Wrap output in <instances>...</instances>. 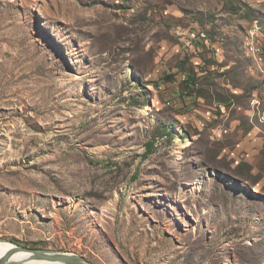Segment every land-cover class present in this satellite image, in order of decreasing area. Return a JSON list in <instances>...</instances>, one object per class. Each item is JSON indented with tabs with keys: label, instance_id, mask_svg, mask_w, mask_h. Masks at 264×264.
I'll return each instance as SVG.
<instances>
[{
	"label": "rangeland",
	"instance_id": "1",
	"mask_svg": "<svg viewBox=\"0 0 264 264\" xmlns=\"http://www.w3.org/2000/svg\"><path fill=\"white\" fill-rule=\"evenodd\" d=\"M0 239L264 264V0H0Z\"/></svg>",
	"mask_w": 264,
	"mask_h": 264
},
{
	"label": "water",
	"instance_id": "2",
	"mask_svg": "<svg viewBox=\"0 0 264 264\" xmlns=\"http://www.w3.org/2000/svg\"><path fill=\"white\" fill-rule=\"evenodd\" d=\"M0 242L3 240L0 239ZM7 243V242H4ZM13 245V248L8 251L6 256L0 261V264H27L33 261H45L51 264H92L84 257L64 251H50L41 249H31L18 245L14 242H8ZM22 253L28 255L27 261L25 262H15L12 257L17 254Z\"/></svg>",
	"mask_w": 264,
	"mask_h": 264
},
{
	"label": "bare ground",
	"instance_id": "3",
	"mask_svg": "<svg viewBox=\"0 0 264 264\" xmlns=\"http://www.w3.org/2000/svg\"><path fill=\"white\" fill-rule=\"evenodd\" d=\"M12 248H13L12 244H9L8 242L4 243V241L0 242V261L6 256L8 251H10ZM27 258H28V255L22 254V253H17V254H15L12 257V260L15 261V262H25V261H27ZM27 264H51V263H48V262H45V261H39V262L33 261V262H29Z\"/></svg>",
	"mask_w": 264,
	"mask_h": 264
},
{
	"label": "trees",
	"instance_id": "4",
	"mask_svg": "<svg viewBox=\"0 0 264 264\" xmlns=\"http://www.w3.org/2000/svg\"><path fill=\"white\" fill-rule=\"evenodd\" d=\"M192 81H193V79H189L188 84L193 83ZM136 103H137V102H136ZM166 133H167V134H170V131H167ZM16 244H17V243H16Z\"/></svg>",
	"mask_w": 264,
	"mask_h": 264
}]
</instances>
